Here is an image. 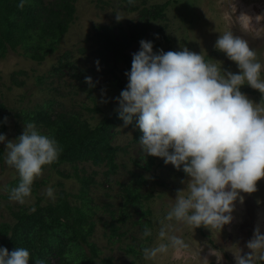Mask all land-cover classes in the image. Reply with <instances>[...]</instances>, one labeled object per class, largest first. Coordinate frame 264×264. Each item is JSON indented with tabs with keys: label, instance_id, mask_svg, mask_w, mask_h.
I'll return each mask as SVG.
<instances>
[{
	"label": "rangeland",
	"instance_id": "obj_1",
	"mask_svg": "<svg viewBox=\"0 0 264 264\" xmlns=\"http://www.w3.org/2000/svg\"><path fill=\"white\" fill-rule=\"evenodd\" d=\"M57 0H46L53 3ZM167 5L162 17L152 19L155 7ZM75 19L60 44L51 52L40 51L34 43L22 45L0 57V134L15 140L24 131L25 116L39 109L53 113H68L87 122L93 128L117 112L116 98L127 86L125 75L130 71L117 54L104 53L90 37L96 26L124 31L125 42H136L124 49L132 55L140 50V41L154 44V51H179L187 47L205 59L221 62L226 71L239 73L237 64L215 48L219 36L232 31L248 41L264 63V0H76ZM116 12L123 17L116 20ZM152 13V14H151ZM259 17V18H257ZM123 40V38H122ZM123 50V49H122ZM37 53L41 55H36ZM38 56V57H35ZM97 61L99 69L97 70ZM87 72L95 83L90 92L77 78ZM120 79L124 87L116 86ZM249 99L260 103L262 94L245 84L241 87ZM98 108L100 112L92 111ZM8 122L4 123V118ZM43 133L45 128L37 125ZM113 145L119 148L118 170L108 176V167L91 163L66 164L59 168L45 166L32 187V196L21 205L9 199V191L19 183L16 171L3 161L0 165V226L15 224L13 213H32L37 204L57 205L62 192L69 195V202L79 208L83 197L88 202L90 222L95 224L91 242L100 251L94 264H235L233 252L241 249L246 255L251 250L247 242L259 225L264 234V178L257 182V191L242 193L244 202H235L233 221L222 229L192 228L175 221L169 232L184 240L187 247L170 249L154 261H145L142 247L156 242L160 221L175 202L177 191L186 188L182 180L190 179L183 170L165 164L159 157L148 156L135 139L141 130L137 126L118 125L113 131ZM142 134V132H141ZM5 150L6 145L0 144ZM92 179L86 195L79 197L83 185L76 177ZM145 180V181H143ZM54 189L55 199L45 196L46 189ZM136 191L140 201L128 202L130 192ZM91 209V211H90ZM145 226L153 235L145 238ZM5 236L0 234V240ZM215 250V255L213 254ZM90 256L86 247L74 246L67 259L77 262ZM264 264V262H260Z\"/></svg>",
	"mask_w": 264,
	"mask_h": 264
},
{
	"label": "clouds",
	"instance_id": "obj_2",
	"mask_svg": "<svg viewBox=\"0 0 264 264\" xmlns=\"http://www.w3.org/2000/svg\"><path fill=\"white\" fill-rule=\"evenodd\" d=\"M26 3L19 0L18 7L22 9ZM124 18L116 12L118 22ZM215 48L235 62L240 72L226 71L221 62L206 60L204 53L187 47L156 52L153 42L141 40L140 50L132 54L131 70L125 73L127 86L116 98L124 126L135 121L141 130L143 152L182 169L190 178L181 181L186 188L177 191L173 206L160 221L154 245L142 247L145 261L187 247L183 239L170 234L166 221L222 231L233 221L235 202H244L242 193L256 192L257 182L264 178V98L256 103L241 91L247 84L264 97V63L248 41L232 31L223 32ZM96 63L100 70L99 61ZM85 83L96 86L91 76L85 77ZM0 144L6 145L4 163L19 176L9 199L23 205L31 198L34 181L44 167L59 159L62 146L34 122H26L15 140L0 134ZM44 194L55 199L51 186ZM152 235L145 226L143 236ZM246 246L251 250L246 255L239 247L233 252L235 264L264 262V234L259 225ZM30 260L25 247L11 252L0 247V264H29ZM35 264L46 261L35 259Z\"/></svg>",
	"mask_w": 264,
	"mask_h": 264
},
{
	"label": "trees",
	"instance_id": "obj_3",
	"mask_svg": "<svg viewBox=\"0 0 264 264\" xmlns=\"http://www.w3.org/2000/svg\"><path fill=\"white\" fill-rule=\"evenodd\" d=\"M75 2L76 0H57L53 3L27 0L21 9L18 7L19 0H0V57L30 43H34L33 47L40 51L51 52L56 49L75 19ZM166 9L167 5L155 7L151 18L159 19ZM124 39V31L117 32L116 28L107 26H96L90 37L102 52L119 55L131 70L132 55L126 54L124 49L136 41L132 39L130 43H126ZM86 75L87 72H81L77 78L91 95L93 90L88 89L89 86L85 83ZM115 79L116 86L123 88V82L117 77ZM92 111L100 112L98 108ZM25 120L45 128L62 146L59 159L49 165L52 168L73 164L77 170L78 165L91 163L97 167H108V176L117 172L119 148L113 145L112 131L124 123L118 113L105 118L96 128L68 113H53L48 109L29 113ZM131 126H137L135 121ZM141 136V132H137L135 139L139 141ZM3 152L0 146V165L4 161ZM76 177L83 185L79 196L83 197L93 180L82 178L77 172ZM82 199V205L74 208L69 202V195L62 192L57 205L43 206L39 203L35 212L13 213L15 224L0 226V234L5 236L0 240V247H6L9 252L18 247L27 248L32 257L29 264H35V259H44L46 264H94L100 259V251L91 242L95 224L90 222L86 197ZM127 199L134 205L141 198L138 192L132 191ZM74 246L86 247L90 256H83L77 262L69 261L67 254ZM102 263L111 264L108 260H103Z\"/></svg>",
	"mask_w": 264,
	"mask_h": 264
}]
</instances>
